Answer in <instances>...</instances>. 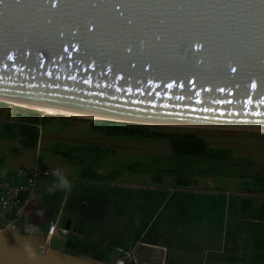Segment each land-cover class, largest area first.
Returning a JSON list of instances; mask_svg holds the SVG:
<instances>
[{"label": "water", "instance_id": "95a60500", "mask_svg": "<svg viewBox=\"0 0 264 264\" xmlns=\"http://www.w3.org/2000/svg\"><path fill=\"white\" fill-rule=\"evenodd\" d=\"M0 102L264 132V0H0ZM26 239L0 227V264H27ZM33 246L37 264H103Z\"/></svg>", "mask_w": 264, "mask_h": 264}, {"label": "trees", "instance_id": "16d2710c", "mask_svg": "<svg viewBox=\"0 0 264 264\" xmlns=\"http://www.w3.org/2000/svg\"><path fill=\"white\" fill-rule=\"evenodd\" d=\"M6 105L0 102V106ZM48 122L46 118H40L37 112L27 111L26 114L18 115L16 121L6 120L0 128V138L11 142L12 151L16 154L36 151L40 129ZM90 127L95 133L114 139L166 141L176 159L208 164V168L196 173L200 177L217 176L232 157L229 149L214 150L199 135L181 134L163 127L109 121H91ZM114 153L110 148L91 144L70 145L64 149L61 154L63 162L77 167V178L68 194L58 192L49 196L44 192L31 202V206L38 208L42 219L39 231L44 236L49 224L57 220V228L64 230L69 220L63 251L70 249L76 255H85L103 264H109L116 247L134 249L139 242L165 248L168 252L172 244L169 241L160 243L156 224L158 219L160 223L161 213L159 216L157 213L166 207L177 191L164 196L160 191L141 193L140 190L141 196L147 198L148 205L135 203L137 197L133 198L131 194L125 196L115 193L116 188L112 184L122 176V170L102 171L103 166L109 164L108 157ZM163 173L150 175L151 181L160 185L165 177L170 176L179 190L197 183L192 173L187 175L170 170ZM246 180L252 184L240 185V190L246 193L244 196L218 194L207 198L210 200L211 220L216 222L222 239L221 251L208 253L210 259L215 256L226 264H264V173H256ZM125 199L136 206L139 217L124 214ZM113 206L119 208L113 211ZM62 213L63 216L59 218ZM175 245L179 249L194 250V245L189 242L180 241Z\"/></svg>", "mask_w": 264, "mask_h": 264}, {"label": "rangeland", "instance_id": "374dc122", "mask_svg": "<svg viewBox=\"0 0 264 264\" xmlns=\"http://www.w3.org/2000/svg\"><path fill=\"white\" fill-rule=\"evenodd\" d=\"M27 111L37 112L40 118L49 120L40 129L38 148L36 151H24L17 155L12 151V145L9 146L11 149L5 147L11 152L0 153V156L4 158V164H1V167L11 169L18 165L25 167L33 165L39 170L48 169L49 177H39L37 181L36 190L41 191L51 182L50 170L54 167H63L68 173L74 174L73 177H70L73 178V181L77 178V167L63 162L61 154L66 147L91 144L110 148L115 153L108 157L109 164L103 166L102 171L108 173L112 169L122 170V176L113 183L116 188L115 193H122L125 196L131 194L133 198L137 197L135 203L148 205L147 198L141 196V193H145V191H160L164 196H169L177 191L167 202L166 207L157 213V216L161 213L160 223L158 219L156 224L160 243L169 241L172 246L168 252L164 248L138 246L133 252L138 259V264H226L218 261L215 256L209 258L208 253L221 251L222 239L218 234L216 222L211 220L210 200L207 198L218 194L226 196L230 194L244 196L246 194L240 190V185L252 184L250 180L246 179L254 177L256 173H264V132L163 127L181 134L199 135L214 150L229 149L231 151L230 162L226 163V167L222 171H218L217 176L200 177L196 173L208 168L207 163L176 159L169 150L167 142L163 140L131 141L104 137L92 131L90 122L98 121L93 118L43 108L8 104L4 107L0 106V122L16 121L18 115L26 114ZM152 127L158 128L159 126ZM3 141L7 142L0 138V147L3 146ZM168 170L184 172L187 175L195 174L193 179L197 183L179 190L175 180L170 176L165 177L160 185L151 181L150 175H163V171ZM140 190H142L141 193H139ZM125 200L124 214H135L139 217L140 212L137 211L136 206L131 205L129 200ZM131 200L133 201L132 198ZM135 203L133 202V204ZM117 208L119 207L113 206L112 210L115 211ZM63 214L60 215V218ZM0 216H4V214L0 212ZM40 220L41 217H33L29 223H33L38 229ZM17 227L23 228V225L19 224ZM132 227L134 226L132 225ZM66 234L67 231L57 228L50 243L53 249L64 250ZM180 241L192 243L194 250L187 251L177 248L175 244ZM114 258L115 256L110 258L109 264H113Z\"/></svg>", "mask_w": 264, "mask_h": 264}, {"label": "built area", "instance_id": "2783aa9c", "mask_svg": "<svg viewBox=\"0 0 264 264\" xmlns=\"http://www.w3.org/2000/svg\"><path fill=\"white\" fill-rule=\"evenodd\" d=\"M39 175L49 176V171L43 170L40 172L37 168L27 169L21 167L16 169L12 176L0 175V212L8 219V225L17 227L21 224L24 228L25 222L28 223L24 217V209L37 197L35 181ZM56 230L57 223L51 222L44 238L51 242ZM140 245L152 247L140 242L134 249L116 247L114 249L113 264H138V259L133 252Z\"/></svg>", "mask_w": 264, "mask_h": 264}, {"label": "clouds", "instance_id": "9594fccd", "mask_svg": "<svg viewBox=\"0 0 264 264\" xmlns=\"http://www.w3.org/2000/svg\"><path fill=\"white\" fill-rule=\"evenodd\" d=\"M50 175L52 177V180L46 187V192L49 196L54 195L58 192L66 193L72 190L73 178L70 177H73L74 174H70L63 167L57 166L50 170ZM24 232L28 237L23 245V251L27 264H37L39 256L33 246V237L38 234V229L25 222Z\"/></svg>", "mask_w": 264, "mask_h": 264}, {"label": "crops", "instance_id": "0c3cea01", "mask_svg": "<svg viewBox=\"0 0 264 264\" xmlns=\"http://www.w3.org/2000/svg\"><path fill=\"white\" fill-rule=\"evenodd\" d=\"M6 121V120H5ZM5 121H1L0 122V128H1V126L5 123ZM1 139H3V138H1ZM4 140V139H3ZM6 141V140H5ZM7 142H8V144H7ZM7 142H4L3 141V146H1L0 147V153L1 152H6V151H9V152H11L10 150H8L7 148H5V147H8L9 148V146L10 145H12V143L11 142H9V141H7ZM9 149H11V148H9ZM14 154V153H13ZM1 155V154H0ZM17 155H19V154H17ZM1 164H4V158L2 157V156H0V175L1 176H5V177H8V176H12V175H14V172H15V170L16 169H18V168H27V169H34V167H33V165H32V167H25V166H23V165H18V166H15V167H12L11 169H5L4 167H1ZM35 166V165H34ZM38 170H39V168H37ZM43 170H48V169H46V168H43L42 170L40 169L39 171L41 172V171H43ZM49 171V170H48ZM39 177H45V178H47V177H49V176H42V175H39L38 177H37V179H36V181H35V184L37 185V181H38V178ZM36 185H35V193H36V199H38L39 198V195H41L42 193H44V192H46V188L44 187L41 191H37L36 190ZM113 185V184H112ZM66 194H68V192H66ZM31 202H30V204H28V206L27 207H25V209H24V217H25V219L28 221V223H29V220H31L33 217L34 218H40V216H39V212H38V208L35 206H31ZM30 207V208H29ZM61 215V214H60ZM30 216V217H29ZM59 218H60V216H59ZM0 225H4V226H6V225H8V219H6L4 216H0ZM41 221H42V219L39 221V226H38V231H39V228H40V226H41ZM57 225H58V220H57ZM29 224H31L32 226H34V227H37V226H35L33 223H29ZM70 227V226H69ZM65 230V229H64ZM69 230V229H68ZM40 232V231H39ZM68 232V231H67ZM51 243V242H50ZM160 248H162V247H160ZM163 249V248H162ZM165 249V248H164ZM166 250V249H165Z\"/></svg>", "mask_w": 264, "mask_h": 264}, {"label": "bare ground", "instance_id": "6f19581e", "mask_svg": "<svg viewBox=\"0 0 264 264\" xmlns=\"http://www.w3.org/2000/svg\"><path fill=\"white\" fill-rule=\"evenodd\" d=\"M60 112V111H58ZM61 113H65V114H71V113H66V112H61ZM71 115H77V114H71ZM78 116H83V115H78ZM84 117H87V118H92V117H88V116H84Z\"/></svg>", "mask_w": 264, "mask_h": 264}, {"label": "snow or ice", "instance_id": "6c2138e0", "mask_svg": "<svg viewBox=\"0 0 264 264\" xmlns=\"http://www.w3.org/2000/svg\"><path fill=\"white\" fill-rule=\"evenodd\" d=\"M9 58H11V57H9ZM232 71H235V69H232ZM253 87H255V85H253ZM221 91H223V89H221Z\"/></svg>", "mask_w": 264, "mask_h": 264}]
</instances>
